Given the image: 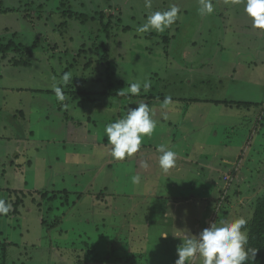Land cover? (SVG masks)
<instances>
[{"label":"rangeland","instance_id":"obj_1","mask_svg":"<svg viewBox=\"0 0 264 264\" xmlns=\"http://www.w3.org/2000/svg\"><path fill=\"white\" fill-rule=\"evenodd\" d=\"M211 2L213 13L201 16L200 0H0V40L35 45L32 57H26L30 67H13V53L0 63V184L7 171L8 180L14 175L17 184L28 183L24 190L50 185L70 192L65 206L64 199L37 205L27 197L18 218L0 219V264H116L114 256L123 264L139 256L130 264H175L186 234L198 236L214 222L251 221L253 201L264 192L259 172L264 143L257 134L263 133L264 114L253 106L251 116L225 101L264 103V32L252 27L243 3ZM172 6L179 9L178 18L163 33L138 31L153 12ZM67 7L89 16L98 11L115 15L129 31L114 19L108 38L98 21L64 17ZM103 44L109 72L96 62ZM65 73L77 77L74 82L88 79L91 96L68 95L60 102L47 93L57 86L68 90ZM108 76L114 84L108 92L114 95L100 97L108 88L100 83ZM145 82L152 91L120 94L132 83ZM150 93L170 96L172 104L164 108V99L146 98ZM134 101L150 107L156 129L137 154L117 161L104 128L137 107ZM70 117L74 125L68 124ZM159 145L181 156L188 153L194 162L176 157L165 173ZM35 147L41 154L31 171L28 158ZM15 152L21 153L25 179L14 171L21 165L12 167ZM103 160L109 161L108 169ZM141 161L149 167L142 168ZM65 167L68 179L51 177L52 170ZM136 174L139 184L131 181ZM3 191L10 194L12 188ZM242 230L248 236L249 229Z\"/></svg>","mask_w":264,"mask_h":264},{"label":"clouds","instance_id":"obj_2","mask_svg":"<svg viewBox=\"0 0 264 264\" xmlns=\"http://www.w3.org/2000/svg\"><path fill=\"white\" fill-rule=\"evenodd\" d=\"M233 4H244V11L252 21V27L264 32V0H231ZM201 16L211 15L214 11L211 0H200ZM151 7L150 2L146 4ZM179 9L175 6L169 10L153 12L148 16L147 21L138 28L139 32H146L149 29L163 33L175 23L178 18ZM70 73L62 76L64 85L72 81ZM141 88L147 92L151 88L150 82L132 83L128 86L127 92L120 91L121 95H139ZM54 92L58 101L65 99L61 87H54ZM135 108H128L127 113L120 119L105 125L104 133L107 142L111 146V156L117 161H123L137 154L142 147L145 137H151L156 129V121L152 119L151 109L144 102H133ZM172 104L170 96L165 97L162 107L168 108ZM159 155V167L163 172L173 168L176 163V153L165 145L157 146ZM142 168L149 167L146 161H141ZM133 184L141 182V176L136 174L131 177ZM105 202V201H104ZM106 203V202H105ZM107 205V203H106ZM11 205L0 199V215H6L10 211ZM247 221L244 218L236 219L232 222L221 221L210 223L209 227L203 229L198 236L186 234L182 239V244L177 247L178 259L175 264H191L195 257L201 259V264H245L251 255L255 258L256 250L247 249V231L245 229Z\"/></svg>","mask_w":264,"mask_h":264},{"label":"trees","instance_id":"obj_3","mask_svg":"<svg viewBox=\"0 0 264 264\" xmlns=\"http://www.w3.org/2000/svg\"><path fill=\"white\" fill-rule=\"evenodd\" d=\"M64 6L65 5L62 4V7H64ZM10 11L11 10H2V14L4 12L9 13ZM62 14L64 15V17H67L70 20H78L81 23H83V22L86 23V22H90V21H98L101 25V31L100 32H104L108 38L112 37L113 26L115 25L114 19H117L115 15L107 14L104 11H98L95 13L94 16H89V15L82 14V13H75L72 11V9L70 7H67L66 10H64ZM23 19H27V16H23ZM117 20H118V22L116 23V25L119 28H123V26H121L122 22H121L120 18ZM66 24H68V23H65V26H66ZM67 27H68V25H67ZM123 30L125 32H127V31H129V28H123ZM7 41L3 40V39L0 40V63H3L5 61L9 60V58H8L9 55L11 53H13V57L10 59V62H11L13 67H15V68L30 67L32 65V63L26 57H28V58L32 57V54H31L32 51L31 50H33L35 48V45H33L32 47H26L23 44H19L18 46H16V45H14L15 42L13 41V39L12 40L10 39ZM98 48H100V47H98ZM101 50L103 51V54L100 55V58L97 59L96 62L99 63L100 65L107 66V71L109 72L110 71V65H111L109 50H108V48H106V46L104 44L101 46ZM92 61L94 62L93 59H92ZM93 62L90 61L89 64L86 65L85 69L90 68L91 65L93 64ZM72 67H74V66H72ZM112 75H114V74H112ZM112 75H111V77H112ZM75 78H77V77H74L73 79H75ZM86 82H88V79H86L85 83ZM85 83L84 82L78 83L77 81L74 82L73 80L69 81L68 90L63 91L65 93V96L70 95L71 97H74V98H77L76 96H78V98L81 96H84L85 98H87V96L90 95L91 91H89V89L87 88ZM100 84L107 85V87H108L105 90V92L98 93L100 97L104 94H106L107 97L114 95L113 92H111V93L108 92L114 86V84L110 82L109 76L106 78L105 81L101 82ZM152 90H153V88L151 87L149 89V91H152ZM47 93L55 94L54 90H49ZM146 98H148L150 100L165 99L163 96H160L158 94H153V93H150ZM215 104L218 105V104H220V102L217 101V102H215ZM225 106H227L229 108L237 107L238 109L249 110L251 116H252L251 109H254V107H256L257 109H259L261 111V114H264V103L263 102H250V101H248V102H232L231 101V103L228 104L227 101H225ZM19 112H21V111H19ZM21 113H20V115L24 116V114H21ZM253 114H255V112H253ZM47 115L51 116L50 108H49V112L47 113ZM67 115L68 114H66V116ZM247 115H249V114H247ZM239 117H240V115H239ZM50 118L51 117H47V119H50ZM71 118H74V117L68 118L67 122H68V124L70 122V124L74 125L75 122H73ZM253 118H254V120H257L255 118V116ZM245 120H250V119L248 117H246ZM263 120H264V117L262 118V123H261L262 126L259 127L263 131V133L260 131L257 132L255 130H252V133L254 131V132H257V134H262L261 136L263 138H262V141L260 143H264V121ZM248 124H250V123H248ZM259 128L256 127V129H259ZM30 136H33V135H30ZM41 138L43 140L47 139L45 137H41ZM262 146L264 147V145H262ZM52 150H54V149L52 148ZM40 152H41L40 149L38 147H35V150H34L35 154H33L35 156L33 157V155H32V157L28 158L30 161L28 168L31 171L36 167V165L33 163V161H35V157H37L39 154H41ZM263 153H264V150H263ZM20 154L21 153H18V152H15L14 154H12V156H14V160H12V164H13L12 167L14 168L15 165H18V166L21 165L20 169L14 168V171L19 175L21 174V177L24 178L25 173L23 171L22 164H20L21 162L18 160ZM38 158H39V156H38ZM40 158L43 159V155ZM260 159H261L260 165H263V167H262L263 169L259 168V172L264 174V155L263 156L260 155ZM15 160H18V162L15 163ZM55 165L57 167H59L58 163H55ZM258 167H260V166H258ZM66 169H67V167L62 168V171L57 170V169L52 170V172H51L52 176L51 177L58 178L59 175L60 176L62 175V176H64V177H62L63 180L68 179L69 174L65 173ZM75 169H77V167H75L74 169H71V170H73V172H74ZM78 170H81V168L79 169V167H78ZM256 170H258V169H256ZM2 173H3V176H5V177L3 178V181L0 184V199H3L8 204H10L11 208H10V211L6 215H3V216L0 215V219H2V218L7 219V217L18 218L20 209L22 208V206L27 201L26 200L27 197H31L30 198L32 200V201H30L31 203L33 202L35 204L38 201L37 205H41L42 202L49 203V202H53V201L59 200V199L65 200V201H63L62 206H65L69 203L70 192H69V190H67L65 188L63 190H55L53 186L51 188V186L48 185L47 189H39L40 187H38V189L30 188V190H24L27 188L26 186H28V183L25 180L21 181L20 183L17 184V181L15 180L14 175H11V178L8 180V177H6L7 171H2ZM15 186H17L18 188L16 189ZM262 187H264V185ZM4 188L9 189V190L12 188V192L10 194H7L6 191H3ZM253 203L255 205L254 206V208H255L254 214L251 218V221L250 222L248 221V223L246 224L247 227L245 226L246 229H249L248 230V243L246 245V250L247 249H255L256 255H255L254 259H252L251 255H250L249 259L245 262V264H264V192H263V194L257 195V197L255 198ZM106 208H108V205H106ZM43 222L45 223V221H43ZM52 227H54V225ZM165 235H166V237H168V234H165ZM98 254H100V253H95V255H98ZM114 257L118 259L116 264H123V262H122L123 258L116 257V256H114ZM78 258H80V256H78ZM100 258H102V257H100ZM138 258L132 257L129 260L130 262H128L126 264H130L131 262L136 261ZM102 260L104 261L103 258H102ZM112 260H114V259H112ZM98 261L100 262L101 260H98ZM79 262H81V260H79ZM105 262H106V260H105ZM107 263H109L108 259H107ZM112 264H114L113 261H112Z\"/></svg>","mask_w":264,"mask_h":264},{"label":"crops","instance_id":"obj_4","mask_svg":"<svg viewBox=\"0 0 264 264\" xmlns=\"http://www.w3.org/2000/svg\"><path fill=\"white\" fill-rule=\"evenodd\" d=\"M94 147L95 148H97L98 147V142H96L95 144H94ZM155 150H156V148H155ZM177 155H176V157H181V161L182 162H184V163H193L194 161H193V159H192V157L191 156H189V154L188 153H186L185 154V156H181V155H179L178 153H176ZM103 163H104V165H103V168H107L108 169V167L110 166L109 165V161H107V160H103L102 161ZM103 168H101V170L103 169ZM100 170V171H101ZM175 170V169H174ZM99 171V172H100ZM104 201L106 202V199L104 198ZM106 203H108V202H106ZM108 205V204H107ZM166 236V235H165Z\"/></svg>","mask_w":264,"mask_h":264}]
</instances>
